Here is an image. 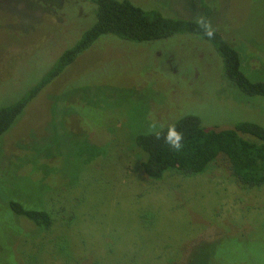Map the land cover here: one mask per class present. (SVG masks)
Returning <instances> with one entry per match:
<instances>
[{"label":"rangeland","instance_id":"1","mask_svg":"<svg viewBox=\"0 0 264 264\" xmlns=\"http://www.w3.org/2000/svg\"><path fill=\"white\" fill-rule=\"evenodd\" d=\"M82 1L0 0V108L94 26ZM156 2L194 18L185 0ZM217 27L253 70L264 66V0H218ZM185 36L152 47L103 37L28 105L0 140V264H191L202 239L221 242L217 264H264V187L241 189L222 161L152 180L128 152L129 136L157 130L187 101L207 129L264 125V98L243 96L212 45ZM7 196L47 211L52 227L13 217Z\"/></svg>","mask_w":264,"mask_h":264},{"label":"trees","instance_id":"2","mask_svg":"<svg viewBox=\"0 0 264 264\" xmlns=\"http://www.w3.org/2000/svg\"><path fill=\"white\" fill-rule=\"evenodd\" d=\"M150 1L141 0L136 3L134 0H83L81 6L85 4L93 6L96 17L94 26L84 32L82 37L79 36L80 39L71 49L63 50L64 53L56 58L53 69L35 86L15 103L0 108V140L4 139L17 124L29 104L56 79H60L81 55L91 51L103 37H115L129 43L146 44L151 47L155 43L165 42L178 35L204 40L212 45L220 58L223 75L231 86L248 98H264V66L253 70L247 58L249 53H243L244 47H235L224 39L217 27L218 0H185L194 13L193 19L177 17L167 12L166 4L156 0H153L154 3ZM206 28L213 32L211 39L205 35ZM163 58L162 54L159 59ZM195 68L194 66L187 74L193 75ZM181 71L182 76H187L184 74L186 70ZM197 83L199 84L198 81L194 82L195 89ZM171 99L175 103L173 95ZM186 103L190 106L195 104L187 101L183 108H176L175 103V109L166 119L161 122L155 120L157 130H147L129 136L128 152L135 156L142 173L152 180H161L169 172L189 178L205 173L212 164L222 161L241 189L264 187V125L245 119L234 122L228 129H207L203 126L200 116L190 113V107L185 106ZM173 125L183 136L180 151L171 149L164 140L168 127ZM157 132L160 134L159 139L156 136ZM6 198L3 202L16 219L23 218L34 229L49 230L52 227L53 218L47 211L28 208L20 198L9 196ZM217 241L218 239L198 241L200 242L197 243L198 248L205 242L207 246L195 249L189 253L190 255H185V259L191 264H217L214 259L218 255L214 254V249L221 243Z\"/></svg>","mask_w":264,"mask_h":264},{"label":"clouds","instance_id":"3","mask_svg":"<svg viewBox=\"0 0 264 264\" xmlns=\"http://www.w3.org/2000/svg\"><path fill=\"white\" fill-rule=\"evenodd\" d=\"M205 35L211 39L213 36V32L210 29L205 30ZM155 127V126H153ZM157 139H159V132L156 133ZM164 140L165 142L170 146L171 149H174L176 151H180L182 148V140L183 136L181 133H179L175 126H169L167 129L166 134L164 135Z\"/></svg>","mask_w":264,"mask_h":264}]
</instances>
